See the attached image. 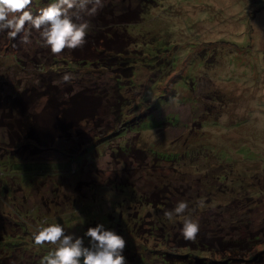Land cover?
<instances>
[{
  "label": "rangeland",
  "instance_id": "rangeland-1",
  "mask_svg": "<svg viewBox=\"0 0 264 264\" xmlns=\"http://www.w3.org/2000/svg\"><path fill=\"white\" fill-rule=\"evenodd\" d=\"M90 20L86 43L58 54L35 31L0 32V264H39L53 245L33 232L53 221L116 228L127 264H264V0H104ZM68 90L98 97L97 117L52 149L12 151L14 103L34 113ZM178 200L203 250L163 215Z\"/></svg>",
  "mask_w": 264,
  "mask_h": 264
},
{
  "label": "clouds",
  "instance_id": "clouds-1",
  "mask_svg": "<svg viewBox=\"0 0 264 264\" xmlns=\"http://www.w3.org/2000/svg\"><path fill=\"white\" fill-rule=\"evenodd\" d=\"M0 0V32L9 37L20 36L31 43L33 31L37 42L52 54L63 49H75L86 43L92 29L90 18L103 7L104 0ZM70 72L61 79L69 81ZM188 202L176 201L163 215L170 221L182 216L181 232L194 239L200 230L197 218L187 215ZM34 244L53 245L41 256L39 264H127L124 255L125 236L105 222L89 225L82 233L68 230L61 222L42 223L33 232Z\"/></svg>",
  "mask_w": 264,
  "mask_h": 264
},
{
  "label": "trees",
  "instance_id": "trees-1",
  "mask_svg": "<svg viewBox=\"0 0 264 264\" xmlns=\"http://www.w3.org/2000/svg\"><path fill=\"white\" fill-rule=\"evenodd\" d=\"M117 54L119 55L121 52L117 50ZM67 93L70 96L63 102H59V104L53 103L54 96H50L45 106L34 113L32 112V102L27 104L25 100L16 101L13 107L16 108L17 115L13 116V121L6 123L9 148L12 151L21 153L27 152L28 149L31 154H38L42 150L52 149L58 138H68L70 136L69 130L78 126L80 122L94 120L97 117V110L102 105L98 97L93 95V97L86 98L83 94L80 95L79 92L71 93L69 90ZM72 106H75V108L73 109ZM15 134L18 135L15 137ZM23 139L27 140V144H19L18 141ZM88 149L86 148V150ZM23 160L27 161V159ZM176 237L178 244H181L180 246L193 247L195 250H203L200 246L209 244L208 240L200 233L194 239H186L183 234ZM142 249L144 251L146 249L151 250L147 247ZM172 254L166 252L162 255L165 264H197L191 259L185 260L184 258L173 262ZM127 257H130V254ZM136 260L138 261V258Z\"/></svg>",
  "mask_w": 264,
  "mask_h": 264
}]
</instances>
